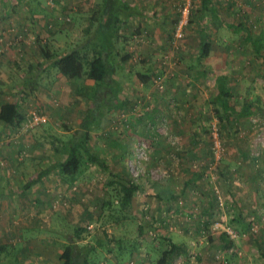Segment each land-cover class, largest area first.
Returning a JSON list of instances; mask_svg holds the SVG:
<instances>
[{
    "label": "rangeland",
    "instance_id": "rangeland-1",
    "mask_svg": "<svg viewBox=\"0 0 264 264\" xmlns=\"http://www.w3.org/2000/svg\"><path fill=\"white\" fill-rule=\"evenodd\" d=\"M16 1L19 4H15L18 9L17 14L14 10L15 18L26 24L18 25L17 30L0 28V68L7 71L0 80L7 78L3 82L8 86L9 81L12 83L8 91L0 90V99L12 94L13 99L20 98L21 106L27 105L28 111L23 117L36 112L46 115L48 121L33 131H24L20 126L22 118L16 126L11 124V131L2 136L0 150L6 145L13 156L0 152V168L3 164L9 165L15 196L21 193L18 168L26 162L38 163L39 154H47L44 149L57 146V139H61L45 133L52 129L63 133L78 124L70 125L67 114L55 119L53 110L70 99L75 104L71 109L74 114V110L87 106V95L92 92L84 75L62 79L61 96L55 95L54 101L49 90L40 88L37 93L29 84L25 87L23 83L27 82L23 77H32L27 72L29 66L37 74L38 63L44 58L43 48L56 56L73 48L82 49L89 57L90 52H96L95 48L88 49L86 40L94 38L95 24L91 22L101 0ZM126 1L145 7L136 6L140 13L136 17L139 25L132 31L128 27L122 29L111 41V60L121 87L117 95L123 105L107 111L101 108L104 116L88 126L89 148L99 151L96 155L105 163L109 161L111 169H105L106 172L101 168L88 169L90 164L85 161L75 178L60 176L65 182H77L74 194L65 197L70 201L69 206H60L63 209L57 217L62 242L54 245V253L51 251L50 255L56 257V247L62 252L68 242L79 241L80 246L94 245L91 264H136L138 261L141 264H201L198 257L204 255L212 264H264V0H167V4L165 0ZM10 2L15 0H0L4 6ZM186 2L190 7L189 20L182 37L177 39L175 26L180 8ZM42 23L46 24L45 29ZM202 29L208 35L210 48L200 57ZM221 74L228 76L232 93L234 109L228 116L215 102V81ZM140 76L146 77V82H141ZM69 81L71 84L75 81L76 95L68 91ZM82 89L83 96L78 94ZM38 100L44 103H40V112L35 108ZM134 116L141 119L137 130L132 129ZM107 127L112 134L127 136L126 151L111 153V147L105 146L101 133ZM29 132L36 138L27 141L30 145L22 140ZM169 135L174 142L168 139ZM139 142H145L148 151L147 157L140 161L138 177H134L129 161ZM159 149L163 150L162 154L157 152ZM92 179L87 193L80 191L79 184L85 186ZM119 179L127 184L145 180L146 183L140 182L143 192L136 195L133 207L121 204L120 186L124 183ZM77 192L88 194L85 203L73 199L72 196H78ZM27 196L24 209L33 206ZM143 202L152 204L159 212L157 215L166 212L170 226L176 225L178 231L182 232L183 226L191 228L196 222L207 232L201 235L194 228L188 234L190 239L180 242L179 249L164 261L168 237L147 233L155 229L154 222L144 235L137 236L139 214L143 217V209L139 211L138 205ZM24 209L3 225L13 233L9 234L11 250L5 249L7 253L0 258V264H16L14 246L26 245L28 235H33L20 234L23 226L33 222L30 216H24ZM75 209L79 212L73 213ZM82 211L86 213L84 216L80 214ZM53 214L44 224L41 218H36L34 225L38 230L52 232ZM187 215L190 219H186ZM172 218L175 222H170ZM215 223L220 224L219 228L214 227ZM224 226L233 229L237 238L229 239ZM103 234H111L107 244H99ZM117 237L126 240L121 241L119 248ZM173 238L178 241L179 236L172 235L170 239ZM202 249H205L204 255ZM138 253L143 255L139 257Z\"/></svg>",
    "mask_w": 264,
    "mask_h": 264
},
{
    "label": "crops",
    "instance_id": "crops-1",
    "mask_svg": "<svg viewBox=\"0 0 264 264\" xmlns=\"http://www.w3.org/2000/svg\"><path fill=\"white\" fill-rule=\"evenodd\" d=\"M165 1L167 4L168 1L167 0H165ZM127 2L129 3V5L133 6V8L136 12L132 15V17H130L128 22L122 23L119 34H121V32H122L121 30L126 28V27L129 28V31H132L133 27L137 26L138 21L136 20V17L138 15H140V13L137 10L138 8L136 6L138 5V7H145V5H142V4H137V3L129 2V1H127ZM15 4H19V3L16 0H15V3L10 2V3L6 4L5 6L0 3V28L6 29L7 31H10L11 29L17 30L18 28H20V27H18V25H22L23 23L26 24L25 22H22L23 21L22 19L18 21L17 20L18 17L15 18L14 10H15L16 14L18 12L17 5H15ZM2 8H4V10ZM153 9L159 10L157 7L153 8ZM164 9H166V7H164ZM32 21H33V23L36 22L35 20H32ZM42 24H43V28L45 29L46 24L45 23H42ZM7 27H10V28H7ZM5 34H8V33H5ZM92 35H94V38H91V40H89V39L86 40V42H87L86 45L89 46L88 49L95 48V47L99 48L98 41L100 43L102 41V39L99 36V33L95 31ZM46 40L47 39H44V41H46ZM95 41H97V43ZM113 43L114 42H112V44ZM109 47H111V45H109ZM8 50H10V49L8 48ZM91 54H92V52H90V56H91ZM53 55H54L53 57H55V54H53ZM6 58H7V60L9 59L8 57H6ZM44 60H45L44 58L41 59L42 62ZM39 63H38V70H39ZM9 65H11V63ZM4 70H6V69L0 68V77L1 76L5 77V72H7V71H4ZM27 72H28V74H30V76H32L31 77L32 79L31 78L25 79V77H23L24 81L27 82V83H23L25 85V87L29 84V87L31 88V90L32 91L36 90V91H38L37 93L40 92V88L47 90V92L49 90L48 93L53 94V96H54L53 100L54 101H56L55 100L56 96H61L62 88L60 87L61 86L60 81L62 79L65 80L68 78L63 76L57 70V68H55V67L47 68L46 70H44V72H42L41 74L38 75V74L32 73V72H34V69H33V67L31 68V66H29ZM37 73H38V71H37ZM116 73H117V70H116L115 66H113V76H114V78L118 84V88H119L118 91H119V90H121V87H120V83L118 81L119 79L117 78L119 76ZM23 74L26 75V71H24ZM74 78H77V77H74ZM70 79L72 80L73 78H69V80ZM0 81H1L0 90L6 92V91H8V89L10 87H12L11 81H9L10 82L9 86L5 83L7 81V78L3 80L5 82H3L2 80H0ZM71 82L72 81H69V83H68L71 85L68 87V91L70 92V94L73 92L74 95H76L75 90H77V88H76V85L74 84L75 81H73V84H71ZM85 83L89 86V88H90V90H92V92L100 89V87H96L94 80H92L90 78L86 77ZM83 93H84V89H82L78 94L83 96ZM89 95H87V100L89 102L87 104V106H85V108H83V107L78 108L79 110L78 109L74 110V114H72L71 109H72L73 105H75V104L72 103L71 102L72 100H70V99H68L67 103L65 102L63 104L64 106L61 104L58 106V108L53 110V114L55 116V119H56V117L58 119H61L64 116L63 114H67L68 115V121L70 122V125L72 123H78L74 129H71L69 131L63 130L62 131L63 133H58L56 131H53V129H52V131L45 133V135H47V136H48V134L53 135V136L57 135L55 138H61L62 140H67L68 138H70L73 135V133L80 127V123L83 120L84 116L86 115L87 109H93V107H94V103L92 102L91 99L88 98ZM12 96H13L12 94H9L7 96L4 95L2 97V99H0V141L1 142L3 139L2 138L3 134L11 131L10 125L12 123H9V121L12 119V117L14 115H17V113L21 114L23 117L25 111H28L27 105L21 106L20 98L13 99ZM37 99H40V95L37 96ZM48 102H50V100ZM40 103L44 104L43 100H41V101L38 100L36 102L35 108L37 109L38 112H40V107H39ZM56 105H57V103H56ZM107 105L110 108L108 109V107H105L106 111L107 110H113V108L120 109L123 105V101L121 99L119 100L118 95H117L116 100H114V101L112 100L110 102V104H107ZM98 116L103 117L104 114L102 112H100V114ZM98 116H95V117H98ZM150 120L152 121V120H154V118L151 117ZM140 122H141V119H138V118H136V120L134 119L132 122V129L137 130V127L140 126V124H141ZM16 123H17L16 121L13 122L12 127L16 126ZM31 130L33 131V129H31ZM136 130L133 132H137ZM101 134H102L103 138H105V146H107L109 148L111 147L110 148L112 151L111 153H122V152L126 151V149L128 147L127 146V142H128L127 136L123 135V137H121L119 135L112 134V131L109 130V127H107V129L105 131H103ZM114 135L117 136V138L114 137ZM31 139L36 140L35 135L32 137V134L30 132L22 137V140L26 143H27V141H30ZM34 142H36V141H34ZM27 144L30 145V143H27ZM114 146H116L117 151L114 148ZM88 147H89V145H88ZM2 148H3V151L0 150V152H4L5 154H9V155L12 153L11 152L12 150L11 149L8 150L6 145H3ZM44 151L47 152V154L42 153V155H41L38 153L39 154V158L37 160L38 163H36L35 165L33 163L26 162V163L22 164V166L20 168H18V169H20L19 170L20 171L19 177L21 178V181H19V182H21V184H19V185L21 186V190H19V191L21 193L17 194L16 196L13 194L14 193V182H13V177H11L10 173H9L11 170L10 168H8L9 165L3 164L4 167L2 166L3 168H0V173H1L0 174V258L4 257L5 249H7L8 251L11 250L10 249L11 245L9 244V242H10L9 234L13 233V231H8L9 228H7V227L5 228V226H3V225H5L9 219H11L15 216H18L19 213L23 212V209L26 206L24 198L27 196V194H28L27 198L29 197V201L31 200L33 203L32 208H30V206H29L27 209H24L26 211V213H24V216L25 217L30 216V219L32 218L33 222L31 225L23 226V228L20 230V234L21 235H23V234L27 235V234L32 233L34 236L28 235V237L26 239V242H27L26 245L22 246V244H21V246L19 245L18 247L14 246V248H16V250H17L16 255L13 257V259L15 258V260L17 261L16 264H52L55 261L58 263L62 262V264H63V259L61 258V254L63 251L61 252L58 247H56V252H55L56 257H52L50 255L51 251H52V253H54V249H53L54 245H57V244L62 242L61 237L59 236L60 218L57 216L59 215L60 210H62L63 208H61L60 206H54V201L57 198H63L64 200L67 201V203H68L67 206H69L70 201L65 199V197L67 195L71 196L74 194L73 193V190H74L73 187H75L74 185L76 184L75 182H77V181L74 180V181L65 182L64 180H62L60 178V176L64 177V175H62L60 170L57 168L50 169V171L46 172L41 177L38 176L41 171L48 169L49 166H51L55 162L63 159L60 152L55 151L54 147L45 148ZM90 151L94 154H97V152H99V151L93 152L91 149H90ZM107 152H108V150H107ZM157 152L159 154H162L163 150L159 149ZM164 152H166V151L164 150ZM12 154L10 156H13ZM87 164H90L88 169H93V168L100 169L101 168V170H103L104 172H106L107 170L110 171V169H111V166H109L110 165L109 161H107V163L104 162V165H102V166L94 165L91 163H87ZM105 169H106V171H105ZM122 170H123V168H122ZM110 175H111V172H110ZM112 176H114V175H112ZM37 177H38V179H37ZM119 180L121 182H123L124 184L126 183L123 179H119ZM92 181H93V179L91 181L90 180L86 181L85 186L79 184L80 191L87 193V190L90 189L89 183H92ZM140 182L146 183L145 180L140 181ZM140 182L136 183L137 190L133 193V196L130 200V203L128 204V208H130L131 206L132 207L134 206V199H135L136 195L143 192V189H142L143 184ZM68 187H70L71 189ZM59 188H61L62 190H60ZM77 193H78V196H72L73 199L78 198L79 200L84 201L83 203H85V201L88 199V194H84L81 192H77ZM156 194H158V193H156ZM142 195H143V193H142ZM165 201H166V203H167V201L169 202V200H165ZM145 205H147L149 207L151 218H150V220L147 221V220H144V217L141 218L140 217L141 215L139 214L138 219H141V221L138 222L140 225L138 227V235L137 236L140 237L141 234L144 235L145 231L150 229L152 227L151 224L154 222L153 226L155 227V229L151 228V230L154 231L151 234L156 235L158 233L164 239H165V236H166V238L168 237L166 239L168 242V245L166 247L167 251L170 249L172 244L177 246L176 250L179 249L180 242H182L184 240H189L190 238H189L188 234L190 232H194V228L196 229V231L202 233L201 235H203V233L205 234L207 232L205 230L204 226L198 225L196 222L193 223L194 225L191 228L183 226L182 227L183 231L182 232L178 231V230H176V225L174 227L170 226L169 218L167 220V217H166L167 213L163 212L162 214L157 215V214H159V212L156 208H154V206L152 204H150V203L148 204L147 202H143V203H141V205L139 204L138 205L139 211L141 210V208L143 209V207ZM76 211L79 212V209H75L73 211V213H76ZM175 211H177V210L175 209ZM178 212L180 213V211H178ZM52 214H53V217H52L53 220H52V226H51L52 232L42 231L44 229L38 230L37 225H34L35 221L37 219L41 218L40 222L42 224H44V222L45 223L47 222L49 215L51 216ZM80 214H82L84 216L86 213L83 214V211H82ZM186 219H190L189 215H187ZM166 220L168 221V224L166 223ZM170 222H175V220L172 218V219H170ZM164 224H167V226H164ZM42 226L43 225H41V227ZM88 226H91V225H87L86 227L88 228ZM177 226H180V224L179 225L177 224ZM199 227H200V229H199ZM91 228H92V226H91ZM172 230H174V231H172ZM175 230H176V232H181L183 234L179 235L178 233L175 232ZM148 232L149 231H147V233ZM184 233H187L186 236ZM176 234L179 236V238H177L178 241L175 240L176 237L173 239H170V238H172V235L174 236ZM77 237H78V235H76L75 239H77ZM107 237H111V234H108V235L103 234L101 239H99L100 240L99 244H101L102 242L103 243L105 242V244H107L106 243L108 241ZM117 238L119 241L116 242L117 243L116 245L119 248L121 241L126 242V240H124V238H122V237H117ZM23 239H25V238H23ZM78 242L79 241H75V243L68 242L67 246L69 244H76V245L80 246V244H78ZM89 244H91V243H89ZM89 244L83 245L80 247L88 246L90 249L89 251L91 253L93 251L94 245H89ZM166 252L164 254H166ZM6 253H7V251H6ZM201 253L204 255L206 253L205 249H202ZM141 254L143 255V253H138L139 257ZM167 255H169V254L165 255L164 261H165ZM198 258H199L201 264H212L211 262H209V258L207 255H204L202 258L201 257H198ZM88 261H90V264H91L90 254H89V260ZM141 263H142V261L141 262L138 261L136 264H141Z\"/></svg>",
    "mask_w": 264,
    "mask_h": 264
},
{
    "label": "trees",
    "instance_id": "trees-1",
    "mask_svg": "<svg viewBox=\"0 0 264 264\" xmlns=\"http://www.w3.org/2000/svg\"><path fill=\"white\" fill-rule=\"evenodd\" d=\"M135 12L133 6L125 0H101L96 5L93 22L91 23L95 24L94 32L99 33L103 42L98 41L99 48L95 47L97 50L92 52L90 57L88 54L82 53V49L79 48H73L67 53L59 56L55 55V57L48 49H42L45 60L39 63L38 75L47 68L55 67L67 78H78L85 75L87 78L94 80L96 87H100V89L90 93L89 98L94 103V107L93 109H87L80 127L67 140L57 139L58 145L54 146V150L60 152L63 159L41 171L38 176L41 177L50 169L57 168L62 175L73 179L80 173V168L85 161L94 165H104V159L92 153L88 147L89 131L87 129L91 123L96 122L100 109L108 107L107 104H110L112 100H116L119 88L113 76L114 62L111 60V55H113L111 41L119 36L122 23L128 22ZM200 36L199 56L203 57L209 51L210 45L207 42L208 35L205 29H202ZM139 79L141 82H146L144 76H140ZM227 79V75L221 74L217 76L215 81V102L226 116L232 113L234 109L231 102L232 93ZM21 119L22 115L17 113L9 123L20 122ZM120 190L122 195L121 204L127 206L133 193L137 190V185L134 183L121 184ZM176 248L177 246L172 244L166 254H172ZM89 250L88 246L80 247L76 244L66 246L61 254L63 264H90V261H88Z\"/></svg>",
    "mask_w": 264,
    "mask_h": 264
},
{
    "label": "built area",
    "instance_id": "built-area-1",
    "mask_svg": "<svg viewBox=\"0 0 264 264\" xmlns=\"http://www.w3.org/2000/svg\"><path fill=\"white\" fill-rule=\"evenodd\" d=\"M190 7H189V3L186 2L182 5V7L180 8V15L179 18L177 20L176 26H175V37L177 39L181 38L184 32V28L187 26L188 24V20H189V12H190ZM22 121L20 123L21 129H23L24 131H28L31 129H34L36 126L40 125V124H44L47 122V116L43 115V114H38L36 112H29L27 113L24 117H22ZM215 137V135H214ZM173 137L171 135L168 136V139L171 140V142H174V139H172ZM147 151H148V147L147 144L145 142H139L137 147H135L134 149V155H133V159H131V161H129V168L131 170V172L133 173L134 177H138L139 173H140V161L145 159L147 157ZM73 189H75V187H73ZM117 202V201H116ZM181 202V201H179ZM67 206L68 203L66 200H64L63 198H57L54 201V206ZM143 217L144 220H150L151 218V214L149 211V207L147 205H145L143 207ZM220 224L219 223H215L214 227L215 228H219ZM88 228H91V226H88ZM224 232L227 234V236L229 237V239L234 240L237 238V233L233 231V229H231L228 226H224L222 227ZM152 230H149V233L151 234Z\"/></svg>",
    "mask_w": 264,
    "mask_h": 264
}]
</instances>
